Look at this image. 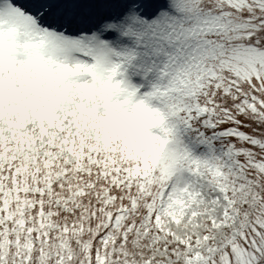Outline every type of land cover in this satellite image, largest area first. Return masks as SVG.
I'll return each mask as SVG.
<instances>
[{
  "label": "snow or ice",
  "instance_id": "obj_1",
  "mask_svg": "<svg viewBox=\"0 0 264 264\" xmlns=\"http://www.w3.org/2000/svg\"><path fill=\"white\" fill-rule=\"evenodd\" d=\"M0 264H264V0H0Z\"/></svg>",
  "mask_w": 264,
  "mask_h": 264
}]
</instances>
